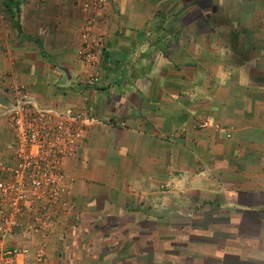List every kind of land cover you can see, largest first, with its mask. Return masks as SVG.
Returning <instances> with one entry per match:
<instances>
[{
	"label": "crops",
	"instance_id": "obj_1",
	"mask_svg": "<svg viewBox=\"0 0 264 264\" xmlns=\"http://www.w3.org/2000/svg\"><path fill=\"white\" fill-rule=\"evenodd\" d=\"M14 83L94 118L64 161L73 210L9 237L22 264L37 244L42 264H264V0H107L90 20L79 0H0V181Z\"/></svg>",
	"mask_w": 264,
	"mask_h": 264
},
{
	"label": "built area",
	"instance_id": "obj_2",
	"mask_svg": "<svg viewBox=\"0 0 264 264\" xmlns=\"http://www.w3.org/2000/svg\"><path fill=\"white\" fill-rule=\"evenodd\" d=\"M106 1L79 0L89 20ZM90 35L91 30L83 28L80 54L86 63L93 65L99 54ZM100 82L99 71L79 81L85 86ZM12 93L8 120L14 132L15 152L8 169L10 176L0 181V264H22L19 258L31 254L29 246L9 244V237L17 234L25 215L34 220H29L28 230L46 234L64 211L66 199H70L67 185L71 178L64 172L63 162L77 153L85 131L94 121L89 111L69 108L52 112L43 108L24 84L14 83ZM210 125L209 121L201 123V127ZM214 126L222 130L220 124ZM41 245L35 257L38 264L45 261L44 244Z\"/></svg>",
	"mask_w": 264,
	"mask_h": 264
},
{
	"label": "rangeland",
	"instance_id": "obj_3",
	"mask_svg": "<svg viewBox=\"0 0 264 264\" xmlns=\"http://www.w3.org/2000/svg\"><path fill=\"white\" fill-rule=\"evenodd\" d=\"M8 122H9V120H8ZM13 134H14V132H13ZM14 143H15V138L13 140V146H14V148L12 147V153H13V155H14V152H15V144ZM13 155H12V158L14 157ZM72 156H74V155H72ZM69 157H67V158H69ZM63 170H64V162H63ZM67 191H68V194H70V199L69 198L66 199V204L67 205L65 206L64 211L63 212H60L59 217L60 216H63V214H66V213H67L66 215H68L73 210L74 201H73V180H72V178H71V183L67 185ZM68 203H70V204H68ZM29 220L30 221H34L32 218H30L29 216H26L25 215L23 217V221H22L23 222V225L20 227V229H18V231L23 236H27L28 238L29 237H32V235L35 234L32 231H30V230L27 229V224L29 223ZM55 222L56 223L58 222V217L55 219ZM111 222H113V221H109L108 220V223H111ZM106 227H107V224H103V230H99V233L102 234V236H105V234H107V232H108V231H106ZM111 233H113V232H110V235H111ZM37 245L38 246L35 247L37 249L42 246L41 244H37ZM29 248H31V247H29ZM37 249H36V251H37ZM45 258H46V250H45Z\"/></svg>",
	"mask_w": 264,
	"mask_h": 264
}]
</instances>
